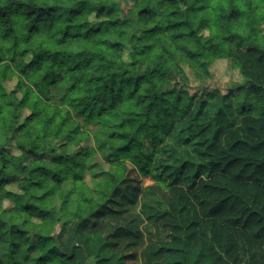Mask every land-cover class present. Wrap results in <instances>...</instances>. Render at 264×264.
I'll list each match as a JSON object with an SVG mask.
<instances>
[{"label": "clouds", "instance_id": "obj_1", "mask_svg": "<svg viewBox=\"0 0 264 264\" xmlns=\"http://www.w3.org/2000/svg\"><path fill=\"white\" fill-rule=\"evenodd\" d=\"M51 2L0 0V264H264V0Z\"/></svg>", "mask_w": 264, "mask_h": 264}, {"label": "trees", "instance_id": "obj_2", "mask_svg": "<svg viewBox=\"0 0 264 264\" xmlns=\"http://www.w3.org/2000/svg\"><path fill=\"white\" fill-rule=\"evenodd\" d=\"M74 3L76 4V6L70 8L69 11L72 14L76 15V16L82 15L83 7L80 5L79 0H74ZM59 6H60L59 0H52V2L49 4V11L50 12H55L56 8L59 7ZM105 7H107L106 4H101V6H100L101 11L97 13L98 16L101 15V13L103 12ZM109 11L112 12L111 9ZM147 11H150V9L141 8L139 10V14H143V13H145ZM0 14L6 15L7 13H0ZM173 15H174V13H173ZM33 16H34V13H29L28 17H26V22H25L26 31L29 34L30 38L33 35H36L38 40H42L43 38L39 36L40 28L37 26L36 23H33V20L31 19V17H33ZM35 19L38 20L39 17H35ZM111 23L114 26H116V25H119L120 21L118 19H116V20L111 21ZM124 23L127 24L128 21H124ZM176 23H179V22L177 21ZM70 27H71V24H66L64 29L62 30V35H60L55 40L54 44L50 45V46H46L44 52L37 53L36 56L34 57V59L29 61V65L37 66L38 61H43L45 59V55L48 54V53H53L54 52L55 54H59L60 52H62L63 51L62 45L66 42L65 38L69 35L68 28H70ZM156 27H158V26L157 25H152L148 30L152 31ZM12 31H13L12 29H8V31H6L4 33V37L7 38ZM101 31H102V29L100 27H96L95 29H93L92 27H88L85 30V35H87L88 33H93V32H95L96 34H99V33H101ZM123 39H127V37H125ZM122 43H123L122 39H114V40H112L110 46L111 47H118ZM28 51H29L28 48L24 49L25 53H27ZM68 54L71 55L72 54L71 51ZM2 59H3V57H0V60H2ZM14 60H15V57H13V61ZM78 66L79 65H77V67ZM26 67H27V65H26ZM47 75H48L47 73L44 74L45 79H47ZM51 82L55 83L56 81H55V79H53ZM72 87L75 88L76 85L73 84ZM13 93H15V91H13ZM33 115H35V114L33 113ZM3 151L8 152L9 155L13 154L7 148L4 149ZM28 151L31 152V149H29ZM25 159H27V156L25 157ZM8 163H11V162L9 161ZM8 163L5 164L4 168H0V174L4 173L7 170ZM43 166L44 165L42 163L38 162L36 167H33L32 171L35 172V171H37L38 167H43ZM24 167L27 168V165H25ZM18 179H23V178L18 176V175H16V174H14V173L10 174V175H0V208H3V202L10 201L9 198L19 197L21 195V193H13L12 191H10L8 189L10 183L13 182V181H17ZM38 186H39V182L38 181H34L33 182V187H38ZM5 187H7V191L4 190ZM19 188H20L21 192L24 191V188H23L21 183H19ZM21 207H22L23 213H25L26 215H31L33 213V210L37 207V205L25 202V203L22 204ZM13 209H14V206L11 209H9V210H5L3 208L4 212H11V211H13ZM36 222L37 223L40 222V218L39 217L36 218ZM6 223H7V221L0 220V225L6 224ZM25 223H27V221H25ZM13 228H15V225H13ZM16 231L23 233L25 230L24 229H16ZM71 258L72 257H70V259Z\"/></svg>", "mask_w": 264, "mask_h": 264}, {"label": "rangeland", "instance_id": "obj_3", "mask_svg": "<svg viewBox=\"0 0 264 264\" xmlns=\"http://www.w3.org/2000/svg\"><path fill=\"white\" fill-rule=\"evenodd\" d=\"M12 91H16V88H13ZM11 153L14 154V150L12 148H7ZM21 179H18L17 181H13L10 183L8 189L10 191H12L13 193H22L20 188H19V183H20ZM7 204L8 206L7 207H4V205ZM14 206V204L10 201H5L3 202V208L5 210H9L11 209L12 207Z\"/></svg>", "mask_w": 264, "mask_h": 264}]
</instances>
